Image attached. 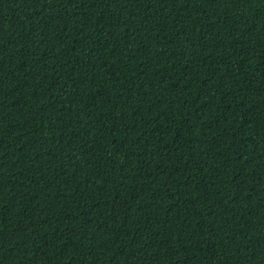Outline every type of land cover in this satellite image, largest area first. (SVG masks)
<instances>
[{
  "label": "trees",
  "instance_id": "obj_1",
  "mask_svg": "<svg viewBox=\"0 0 264 264\" xmlns=\"http://www.w3.org/2000/svg\"><path fill=\"white\" fill-rule=\"evenodd\" d=\"M0 264H264V0H0Z\"/></svg>",
  "mask_w": 264,
  "mask_h": 264
}]
</instances>
